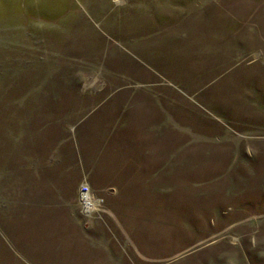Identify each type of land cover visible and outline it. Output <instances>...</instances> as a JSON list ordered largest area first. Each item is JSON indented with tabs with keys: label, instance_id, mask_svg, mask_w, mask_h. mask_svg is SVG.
Returning a JSON list of instances; mask_svg holds the SVG:
<instances>
[{
	"label": "rangeland",
	"instance_id": "374dc122",
	"mask_svg": "<svg viewBox=\"0 0 264 264\" xmlns=\"http://www.w3.org/2000/svg\"><path fill=\"white\" fill-rule=\"evenodd\" d=\"M0 264H264V0H0Z\"/></svg>",
	"mask_w": 264,
	"mask_h": 264
},
{
	"label": "built area",
	"instance_id": "2783aa9c",
	"mask_svg": "<svg viewBox=\"0 0 264 264\" xmlns=\"http://www.w3.org/2000/svg\"><path fill=\"white\" fill-rule=\"evenodd\" d=\"M78 200L83 206L84 211H89V209H96L100 204V199H96L90 192L88 186L84 183L81 185L78 195Z\"/></svg>",
	"mask_w": 264,
	"mask_h": 264
}]
</instances>
